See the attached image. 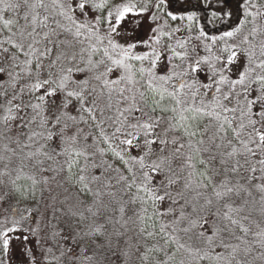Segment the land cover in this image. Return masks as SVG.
<instances>
[{
  "label": "snow or ice",
  "instance_id": "1",
  "mask_svg": "<svg viewBox=\"0 0 264 264\" xmlns=\"http://www.w3.org/2000/svg\"><path fill=\"white\" fill-rule=\"evenodd\" d=\"M226 7L0 0V264H264V0Z\"/></svg>",
  "mask_w": 264,
  "mask_h": 264
},
{
  "label": "trees",
  "instance_id": "2",
  "mask_svg": "<svg viewBox=\"0 0 264 264\" xmlns=\"http://www.w3.org/2000/svg\"><path fill=\"white\" fill-rule=\"evenodd\" d=\"M192 3L195 4L196 0H192ZM236 6H237V0H227V7H230L233 10L234 13H235V10H236ZM227 7H226V10H227ZM208 14L210 15V12ZM198 15H205V14L204 13H198ZM233 20H235V15L233 17ZM201 23L207 24V20L201 21ZM226 26H227V22H225L223 24L217 22V27H219L221 29L226 27ZM209 27L211 28V25H209ZM24 259H25L24 257L15 258V263L16 264H24Z\"/></svg>",
  "mask_w": 264,
  "mask_h": 264
},
{
  "label": "rangeland",
  "instance_id": "3",
  "mask_svg": "<svg viewBox=\"0 0 264 264\" xmlns=\"http://www.w3.org/2000/svg\"><path fill=\"white\" fill-rule=\"evenodd\" d=\"M127 27H129V28L132 27L131 22H129V24L127 25ZM137 35H139V36H143V35H144V29H141V30L137 33ZM20 257H23V255H22V253H21V251H20V248L17 247V250H16V258H20ZM13 264H16V263H15V260L13 261Z\"/></svg>",
  "mask_w": 264,
  "mask_h": 264
}]
</instances>
